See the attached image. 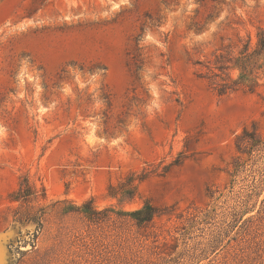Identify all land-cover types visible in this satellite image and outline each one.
I'll use <instances>...</instances> for the list:
<instances>
[{
  "label": "rangeland",
  "instance_id": "rangeland-1",
  "mask_svg": "<svg viewBox=\"0 0 264 264\" xmlns=\"http://www.w3.org/2000/svg\"><path fill=\"white\" fill-rule=\"evenodd\" d=\"M259 28L264 0H0V264H264V144L237 147L264 142V69L201 78Z\"/></svg>",
  "mask_w": 264,
  "mask_h": 264
},
{
  "label": "trees",
  "instance_id": "trees-1",
  "mask_svg": "<svg viewBox=\"0 0 264 264\" xmlns=\"http://www.w3.org/2000/svg\"><path fill=\"white\" fill-rule=\"evenodd\" d=\"M198 63L202 65L201 62ZM204 68L207 72L201 74V78L207 80L209 86L220 97L238 92L256 93L263 86L260 80V72L264 69V30L259 28L255 38L250 35L247 38L237 35L234 42H229L218 49L213 54L212 59L206 62ZM237 144L238 151L243 153L261 146L264 142L256 129L252 132L245 129L242 135L237 137ZM147 175L148 173L137 177L130 176L128 184L111 195L113 197L121 195L123 201L133 200L135 181H142ZM111 189L114 190L115 188L111 187ZM28 191H21V196L24 194L27 197L26 192ZM41 213V217H44L47 210L41 209ZM85 213L91 220L98 214L93 209L90 212L85 211ZM127 214L133 218L138 226H142L151 224L154 218L159 215V210L147 203L141 209ZM26 215L31 221H37L41 218L32 212H28Z\"/></svg>",
  "mask_w": 264,
  "mask_h": 264
},
{
  "label": "bare ground",
  "instance_id": "bare-ground-1",
  "mask_svg": "<svg viewBox=\"0 0 264 264\" xmlns=\"http://www.w3.org/2000/svg\"><path fill=\"white\" fill-rule=\"evenodd\" d=\"M1 239H2V238H1ZM1 239H0V240H1ZM1 242H2V241H1ZM1 244H2V243H1ZM5 250L8 251L6 246H5V247L2 246V248L0 247V251H3V254H5ZM5 256H7V255L5 254ZM4 261H5V260H4Z\"/></svg>",
  "mask_w": 264,
  "mask_h": 264
}]
</instances>
